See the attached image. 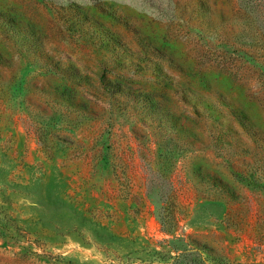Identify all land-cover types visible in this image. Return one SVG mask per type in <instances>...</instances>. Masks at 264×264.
<instances>
[{
    "label": "rangeland",
    "instance_id": "obj_1",
    "mask_svg": "<svg viewBox=\"0 0 264 264\" xmlns=\"http://www.w3.org/2000/svg\"><path fill=\"white\" fill-rule=\"evenodd\" d=\"M0 264H264V0H0Z\"/></svg>",
    "mask_w": 264,
    "mask_h": 264
},
{
    "label": "trees",
    "instance_id": "obj_2",
    "mask_svg": "<svg viewBox=\"0 0 264 264\" xmlns=\"http://www.w3.org/2000/svg\"><path fill=\"white\" fill-rule=\"evenodd\" d=\"M174 222H162V229L166 233H170L173 231Z\"/></svg>",
    "mask_w": 264,
    "mask_h": 264
}]
</instances>
